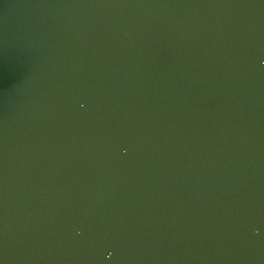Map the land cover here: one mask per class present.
<instances>
[{
	"label": "water",
	"instance_id": "1",
	"mask_svg": "<svg viewBox=\"0 0 264 264\" xmlns=\"http://www.w3.org/2000/svg\"><path fill=\"white\" fill-rule=\"evenodd\" d=\"M0 264H264V0H0Z\"/></svg>",
	"mask_w": 264,
	"mask_h": 264
}]
</instances>
